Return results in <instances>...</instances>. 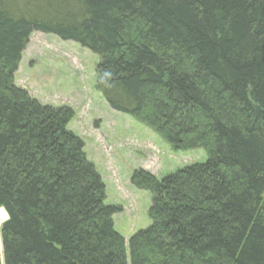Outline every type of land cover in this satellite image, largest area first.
<instances>
[{"label":"trees","instance_id":"obj_1","mask_svg":"<svg viewBox=\"0 0 264 264\" xmlns=\"http://www.w3.org/2000/svg\"><path fill=\"white\" fill-rule=\"evenodd\" d=\"M34 31L97 54L113 109L207 151L133 171L152 222L129 240L74 110L15 83ZM0 208V264H264V0H0Z\"/></svg>","mask_w":264,"mask_h":264},{"label":"rangeland","instance_id":"obj_2","mask_svg":"<svg viewBox=\"0 0 264 264\" xmlns=\"http://www.w3.org/2000/svg\"><path fill=\"white\" fill-rule=\"evenodd\" d=\"M99 56L75 41L34 31L15 74V83L43 104L72 108L69 128L85 143L87 157L106 185V203L121 206L114 224L126 240L152 219L153 193L131 182L136 169L167 174L208 158L204 148L175 150L152 128L113 109L97 87ZM7 219L6 210L0 208ZM129 253V252H128Z\"/></svg>","mask_w":264,"mask_h":264},{"label":"bare ground","instance_id":"obj_3","mask_svg":"<svg viewBox=\"0 0 264 264\" xmlns=\"http://www.w3.org/2000/svg\"><path fill=\"white\" fill-rule=\"evenodd\" d=\"M5 216V213H0V220Z\"/></svg>","mask_w":264,"mask_h":264}]
</instances>
